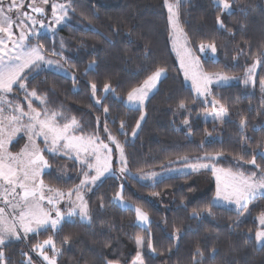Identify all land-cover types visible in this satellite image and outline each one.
Wrapping results in <instances>:
<instances>
[{"label": "trees", "instance_id": "trees-1", "mask_svg": "<svg viewBox=\"0 0 264 264\" xmlns=\"http://www.w3.org/2000/svg\"><path fill=\"white\" fill-rule=\"evenodd\" d=\"M228 2L230 13L215 0H182L180 4V25L202 69L208 72L242 73L264 51L263 0ZM217 16L223 27L217 23ZM169 34L164 0H72L66 22L52 35L43 33L35 39L36 44L44 46L46 57L62 61L67 73L45 67L28 72V90L36 89L38 95L48 99L47 105H41L31 98L33 106L47 107L49 113L62 112L66 119H60V124L75 117L82 126V133L76 134L89 135L99 129L106 143L103 127L107 107L108 127L124 145L132 173L165 169L182 162L177 159L184 156L194 160L217 153L221 155L210 162L225 169L256 171L247 163L254 156L264 168L258 154L264 152V92L257 87L264 80V64L257 67L254 86H212L211 95L224 105L228 116L224 120H204L202 113L210 104L194 95L185 83ZM61 40L65 42L63 58L51 54L53 49L61 51ZM213 43L217 49L214 56L210 49L200 50L201 44ZM93 61L95 65L89 69ZM157 68L165 73L146 99L143 111L126 105L127 93ZM105 83L114 92L105 93ZM91 84L97 86L95 96ZM14 90L23 94L18 86ZM96 100L102 102L97 104ZM180 100L187 105L183 109L178 106ZM142 112L145 118L133 136ZM242 118L247 122L243 128ZM121 121L122 132L118 131ZM23 139H14L10 151H19ZM109 146L115 152L114 145ZM43 154L50 165L41 176L46 185L67 190L80 182L83 173L76 163L64 156ZM199 173L165 175L154 183L131 174H107L85 192L90 223L74 216L70 219L75 222L63 223L58 232L49 226L23 239L8 241L0 246L5 264H27L24 253L34 258L33 245L50 236L61 249L57 264H129L137 251L136 236L144 238V264H264V248L255 238L257 217L264 213V198L251 202L248 215L240 219L239 211L213 203L212 186L190 196L192 179ZM122 181L123 198L148 213L150 223L146 227L136 223L133 207L113 200ZM194 209L200 215H192ZM207 209H211V215ZM149 233L155 252L147 247ZM65 237L69 238L67 243ZM47 250L52 256L51 246Z\"/></svg>", "mask_w": 264, "mask_h": 264}, {"label": "snow or ice", "instance_id": "snow-or-ice-1", "mask_svg": "<svg viewBox=\"0 0 264 264\" xmlns=\"http://www.w3.org/2000/svg\"><path fill=\"white\" fill-rule=\"evenodd\" d=\"M51 4V25L45 24L43 17L45 13V5ZM182 0H164V6L168 11V23L171 28L170 38L173 40V47L177 56L180 58V67L184 71L187 79L191 80L194 92L198 97H207L211 95L210 85L214 82L217 85L222 84L235 77L218 72H206L202 69L198 58L191 55L190 49L186 47L187 39L180 26V4ZM215 3L222 10L231 12V5L228 0H215ZM24 0H11L5 6V0H0V245H3L9 238H21V233L26 237L27 234H36L42 230H46L49 226L58 232L63 223H74L71 217L79 216L82 222H91L89 203L85 200L84 190L90 189L91 185H96L107 174L115 175L113 169L114 163H119L121 167L118 169L121 175L127 172L128 160L125 154L124 145L111 133L108 127L107 116L109 109L105 107V121L103 132L107 134L106 143L100 135L99 129L89 135H77L82 133L80 122L72 117L62 125L58 122L60 119H66L64 114L59 111L49 113L47 107L37 109L33 107L32 99L35 98L41 105H47V96L37 94V90H28L26 81L28 80V72L41 68L42 65H54L62 69V65L58 61L46 58L44 46L41 44L30 45L28 41L35 35L39 36V29H54L60 23L66 21L69 15V9L72 7V0L67 3H57L56 0H32L28 5L30 12H23ZM74 11V9H72ZM13 12L16 18L13 19ZM35 13L36 15H32ZM217 23L223 27L220 17L217 16ZM39 25V29L34 33L28 25ZM16 26L19 29L18 37L14 38L12 28ZM184 37V44H179V39ZM9 42L11 46L9 47ZM65 42L61 40L60 49L57 52L52 50V55L61 56L63 58V49ZM210 49L213 56L217 49L215 44H201L202 52ZM235 59V57H234ZM264 64V51L251 66L245 69L244 83L254 82L257 66ZM95 61L88 65L92 69ZM165 70L157 68L151 75H148L143 84L139 87L132 88L127 93L126 103L129 105L144 107L146 98L157 88L158 81L161 79ZM75 80V76H73ZM18 86L19 90L24 94V99L28 101L27 111L17 101L9 99L14 94V87ZM93 96L97 91L95 84L90 85ZM261 92H264V80L260 81ZM105 93L114 92L109 83L104 84ZM119 99V97H117ZM100 104L101 100L95 101ZM207 102V100H205ZM214 111L206 113L211 115L214 120H224L227 117V109L219 101H212ZM219 108L216 109V105ZM179 108L183 109L187 105L184 100H180ZM144 113H141L140 119L136 122V128L133 129V136L136 130L141 126L144 119ZM113 123L115 121H112ZM185 125L188 120L184 121ZM246 120H240L241 128L246 126ZM99 124V118H97ZM124 122L121 121L118 131H123ZM24 132L28 137V144L24 146L18 153H12L8 150L7 145L13 141L17 133ZM37 138H41L44 147L41 148L37 143ZM246 138V137H245ZM115 145V151L118 152V158L114 159V150L109 145ZM44 152H49L53 156H64L72 160L78 165V170L83 173V179L79 184H75L66 191L53 188L44 183L41 178L42 173L50 168L48 160L45 159ZM260 158L264 160V152H258ZM217 153L216 156H220ZM216 156L205 155L197 157L196 160L212 161ZM179 159L187 161V156ZM239 165V160H237ZM254 165L256 171H233L231 169L217 168L214 163H193L187 167L193 172L210 169L217 181L216 197L223 198L230 204H233L237 211L240 209H249V204L264 198V168L256 163L255 156L247 162ZM176 171V170H173ZM92 172L95 174L92 175ZM158 174L152 173L148 177L142 179H151ZM73 195L75 198L73 199ZM116 198L121 204H125L121 192L116 193ZM61 202L70 204L67 212H62L58 206ZM47 205V206H45ZM101 207L103 205L101 204ZM211 215V209H207ZM54 213V215H53ZM136 221L138 225H148L150 223L149 215L140 207L135 208ZM192 215H200V212L193 210ZM259 228L255 233L257 245L264 248V213L258 217ZM149 233L147 247L155 252ZM68 237L64 242L67 243ZM135 243L137 248L143 247L144 238L136 236ZM46 245H51L53 255L50 257L43 249ZM33 250L39 251V255L43 257L47 264H57V254L61 252L57 248L52 237L44 240L42 243L33 245ZM197 253L203 256V252L197 248ZM213 252L215 249L212 250ZM27 256V253H24ZM195 260V256L193 257ZM0 264H5V253L0 250ZM27 264H32L31 257L28 258ZM107 264H119L118 261H108ZM131 264H144L141 252L137 251L136 257Z\"/></svg>", "mask_w": 264, "mask_h": 264}, {"label": "rangeland", "instance_id": "rangeland-1", "mask_svg": "<svg viewBox=\"0 0 264 264\" xmlns=\"http://www.w3.org/2000/svg\"><path fill=\"white\" fill-rule=\"evenodd\" d=\"M10 2H11V0H5V6H7V4L10 3ZM16 2L19 3V0H16ZM56 2H57V3H67L68 0H56ZM263 2H264V0H263ZM30 3H32V0H24L23 9H22L23 12H30V9H29V7H28V5H29ZM44 7H45V13H46V15L43 16V17H38V19H44L45 24L51 25V23H52V19H51V4L49 3L48 5H45ZM166 11H167V8H166ZM31 14H32V15H36L35 13H31ZM12 15H13V19H15V18H16V13L13 12ZM168 15H169V14H168V11H167V16H168ZM65 22H66V21L60 23L59 25H62V24H64ZM59 25H57L54 29H51V30H49V29H39V25H38V24L35 25V26L29 24L28 27H29V28H32V31H33L34 33L37 31V29H39V34H43V33H45V34L52 35V34L54 33V31L56 30V28H57ZM180 26H181V25H180ZM169 29H170V32H171L170 25H169ZM12 31H13L14 38H15V37H18V35H19V29H18L15 25L13 26ZM183 32H184V30H183ZM184 34H185V33H184ZM0 36H4V34H3V33H0ZM185 36H186V35H185ZM36 38H37V36L34 35V36L28 41V43H29L30 45H36V43H35V39H36ZM179 44H184V37H181V38L179 39ZM10 46H11V44H10V42H9V47H10ZM170 47H171V50H172V52H173V54H174V57H175V59H176V62H177V64H178L179 68H180V71H181V74H182V77H183L185 83H186V84L192 89L194 95H196V93H195L194 90H193L191 80H190V79H187V78L185 77V75H184V71H183V69L180 67V58L177 56L176 50H175V48L173 47V40H172L171 38H170ZM186 47H187L188 49H190V51H191V55H192L194 58H198V59H199V57H198V56H197V55L191 50V48H190V46H189V43H188V40H187V45H186ZM46 58L49 59V60L58 61V62L62 65V69H59V68L55 67L54 65H42L41 67L50 68V69H53V70H56V71H59V72H62V73H67V69H66L65 66L63 65L62 61L57 60V59H54V58H50V57H46ZM254 60H256V59H253V60L251 61V63L248 65V67L252 65V63L254 62ZM199 61H200V59H199ZM200 65H201V64H200ZM248 67H247V68H248ZM257 67H258V66H257ZM247 68H246V69H247ZM256 70H257V69H256ZM204 71H205V70H204ZM206 72H208V71H206ZM212 72H218V73H221V74L227 75V76H229V77H235V79H230V80H228V81L223 82V83L220 84V85H226V84H232V83L245 84V83H244V79H245V70H244V72H242V73H233V74H227V73L219 72V71H212ZM164 73H165V72H164ZM163 75H164V74H163ZM163 75H162V76H163ZM143 82H144V81H143ZM143 82L140 83V84H139L138 86H136V87H139L140 85H142ZM158 82H159V81H158ZM248 84L251 85V86L256 85L255 78H254V82H249ZM215 85H217V84L214 82L213 84H211V85L209 86V87H210V91H211L212 86H215ZM257 87L261 90V88H260V81L257 83ZM154 90H155V89H154ZM154 90H153V91H154ZM196 96H197V95H196ZM200 98L204 99V101L207 100V103L210 104V107H209L208 109L204 110V112L202 113V118H203L204 120H214L213 117H212L211 115H205V114H206V113H212V112L214 111V107H213L212 101L215 100V98L213 97V95H209V96H207L206 98H205V97H200ZM9 99L13 100L14 102H17V101H18V102L21 104V106L24 108V110L27 111V104H28V101H26V100L24 99V95H23V94L20 95V93H18L17 90H14V94L10 95V96H9ZM146 99H147V98H146ZM126 101H127V96H126L125 99H124V102H125L126 105L131 106V107L140 108V107H137V106L129 105V104L126 103ZM38 102H39V101H38ZM145 102H146V100H145ZM33 107H34V106H33ZM218 108H219V104L216 105V109H218ZM140 109H142V111H143V108H140ZM140 116H141V115H140ZM227 116H228V114H227ZM70 119H71V118H70ZM139 119H140V117H139ZM68 120H69V119H68ZM66 122H67V120H66ZM61 125H62V124H61ZM135 128H136V126H135ZM135 128H134V129H135ZM136 131H137V130H136ZM77 135H81V134H77ZM132 135H133V132H132ZM18 136H23V137H24V139H23L24 141H23V143H22L21 146H20V150H21L22 148H24V146H25L26 144H28V137H27V134H26V133L21 132V133H17L16 137H14L13 140L16 139ZM10 143H11V142H10ZM10 143H9V144H10ZM37 143L40 144V147H41V148L44 147V144H43L41 138H37ZM9 144H8V146H9ZM114 148H115V145H114ZM20 150H19V151H15V152H13V151H10V152H12V153H18V152H20ZM118 155H119L118 152L115 151V152H114V157H115V158H118ZM177 161H182V162H178L177 164L172 165V166H169V167H167V168H165V169H161V170H158V171H152V172H150V173H136V172L132 173V172H130V171L128 170V167H127V172H126L125 174H131V175H133V176H136V177L139 178L140 180L148 181L149 183H154L157 179H159V178H161L162 176H165V175H171V174H185V173L193 172V171H191V169H189V168L187 167L188 164H193V163H197V162H200V163H210V164H211V162L208 161V160H200V161H197L196 159H194V160H192V159H188L187 161H184V160H181V159H177ZM215 166H216V165H215ZM120 167H121V165H120L118 162H117L116 164H113V169L115 170V173H116L118 176L122 177L121 174H120V172L118 171V169H119ZM216 167H217V168H222L221 166H216ZM224 169H225V168H224ZM173 170H176V171H173ZM208 170H210V169H208ZM199 172H201V173H199L198 175H196V176L193 177V179H192V181H193V183H194V189H193V191L190 193V196H191V197H194L195 195H198V194H200V193H203V192H205L206 190H208L210 186H212L213 189H214V193H213V197H212V201H213V203L218 204V205H222V206H226V207L232 208V209H234V210H237L233 204H230V203H228L227 201H224L223 198H217V197H216L217 181H216L215 176H214L213 173L211 172V170H210L209 173H206L205 170H201V171H199ZM152 173H156V174H158V175H157L156 177H154V178H151V179H142V178H141V177H148V176H150ZM195 173H197V172H195ZM94 174H95V173L92 172V175H94ZM81 179H83V174H82ZM98 182H99V181H98ZM122 183H123V181L121 182V184H120L119 189H118L117 192H122V185H123ZM78 184H79V183H78ZM91 186H92V185H91ZM91 186H90V187H91ZM53 188H55V187H53ZM64 191H66V190H64ZM86 191H87V189L84 190V195H85V192H86ZM117 192H116V193H117ZM74 198H75V196L73 195V199H74ZM123 199H124V198H123ZM85 200H86V198H85ZM113 200H114L117 204H119V205H121V206H131V207H133L134 211H135V208L138 207V206H134V205H132L130 202H128V201L125 200V199H124V201H126V203H125V204H121L120 201H119V199L116 198V194L113 196ZM2 206H3V204L0 203V207H2ZM45 206H47V205H45ZM58 206L61 208V211H62V212H67V211H68V208H69L71 205H70V204H67V203H64V202H61L60 205H58ZM142 210H143V209H142ZM143 211H144V210H143ZM239 213H240V219H244V218L248 215V209H247V210H245V209H240V210H239ZM53 215H54V213H53ZM78 217H79V216H78ZM258 217H259V216H258ZM258 217H257V223H258V226H259ZM79 219H80V218H79ZM135 221H136V213H135ZM136 223H137V221H136ZM141 226L146 227L147 225H141ZM29 234H32V233H29ZM29 234H27V236H28ZM27 236H26V237H27ZM23 238H25V236H24L23 233H21V238H20V239H23ZM14 240H18V239H16V238H9V239H7V240L5 241V243L8 242V241H14ZM42 242H43V241H42ZM42 242H41V243H42ZM0 246H1V245H0ZM48 246H51V245H46V246L44 247L43 250H44L45 252H47V254L51 257V255L49 254V252H48V250H47V247H48ZM136 246H137V245H136ZM45 248H46V249H45ZM141 250H142V248H140V249L137 248V251H140V252H141ZM137 251H136V254H137ZM136 254H135V256L133 257V259L136 257ZM32 255L34 256V258H36V260H33L34 258L31 259L32 264H47V261H44V260H43V257L39 255V251H36V250H33V249H32ZM29 257H30L29 255L26 256V259L28 260ZM133 259H132V260H133ZM119 264H120V263H119ZM129 264H131V262H130Z\"/></svg>", "mask_w": 264, "mask_h": 264}, {"label": "crops", "instance_id": "crops-1", "mask_svg": "<svg viewBox=\"0 0 264 264\" xmlns=\"http://www.w3.org/2000/svg\"><path fill=\"white\" fill-rule=\"evenodd\" d=\"M7 148H8V150L10 151V149H9V146L7 145Z\"/></svg>", "mask_w": 264, "mask_h": 264}]
</instances>
